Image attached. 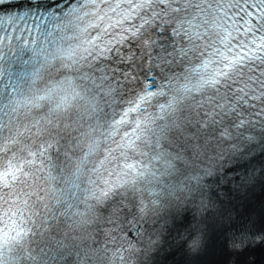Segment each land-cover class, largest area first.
I'll list each match as a JSON object with an SVG mask.
<instances>
[{
    "label": "snow or ice",
    "instance_id": "6c2138e0",
    "mask_svg": "<svg viewBox=\"0 0 264 264\" xmlns=\"http://www.w3.org/2000/svg\"><path fill=\"white\" fill-rule=\"evenodd\" d=\"M53 73L83 110L45 102ZM258 184L264 0H0V264L195 256L210 224L242 255L264 228L231 205Z\"/></svg>",
    "mask_w": 264,
    "mask_h": 264
},
{
    "label": "bare ground",
    "instance_id": "6f19581e",
    "mask_svg": "<svg viewBox=\"0 0 264 264\" xmlns=\"http://www.w3.org/2000/svg\"><path fill=\"white\" fill-rule=\"evenodd\" d=\"M239 202L240 209L236 216L245 220L250 218L258 228H264V184ZM222 232L221 226L213 227L209 231L206 250L192 257L187 256L182 248L174 245L171 251L162 257V264L166 262L168 264H227L229 259L232 260V264H264V247L249 249L242 255L230 254L223 247Z\"/></svg>",
    "mask_w": 264,
    "mask_h": 264
},
{
    "label": "rangeland",
    "instance_id": "374dc122",
    "mask_svg": "<svg viewBox=\"0 0 264 264\" xmlns=\"http://www.w3.org/2000/svg\"><path fill=\"white\" fill-rule=\"evenodd\" d=\"M244 258V257H243ZM166 264H168L167 262H166Z\"/></svg>",
    "mask_w": 264,
    "mask_h": 264
}]
</instances>
